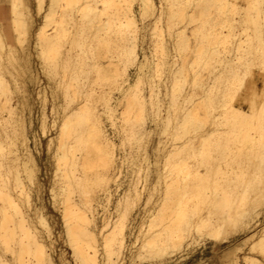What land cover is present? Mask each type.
Wrapping results in <instances>:
<instances>
[{
    "label": "bare ground",
    "instance_id": "1",
    "mask_svg": "<svg viewBox=\"0 0 264 264\" xmlns=\"http://www.w3.org/2000/svg\"><path fill=\"white\" fill-rule=\"evenodd\" d=\"M36 1L37 14H43V21L39 24L37 30H34L36 39L34 40V46L35 44L38 46L36 52L41 65L40 67L45 73L43 74L45 76L47 75V79H51V75L56 71L57 61L54 54L51 55L50 53L53 52V49L51 41L45 32V27L50 21H54V13L60 1L71 12L75 8L76 1L78 0H49L47 8H44L43 11H41L43 1ZM122 1L124 3L130 2L128 0ZM223 2L239 5L245 9H247L249 4H252L253 7L246 10L243 15H238L234 14L233 8L221 7L220 5ZM119 3V0H84L82 4H78L77 11L80 14L81 20L78 26V33L90 31L94 38H96L97 33L100 31L105 33L106 37L110 34L113 37L110 36L109 38L112 39L109 41L108 38V41L111 43L112 49L122 51L120 55L121 65L116 60L110 58L104 67L101 66L104 69L98 68V71L101 72L100 75L107 79L108 83L112 86H110L111 89L107 93L104 92L103 97L100 93L99 98L102 97L103 99L101 100L104 103L103 110L105 118H108L111 124H118V130L123 134V138L124 136L131 137L134 143L139 145L142 137L144 135H150L153 130V128H148L147 126L142 127L140 125L143 123L142 112L146 109V106H150L149 116L151 122L156 124V120L160 116V106L153 93L154 85L152 81H147L149 84V93L146 92L147 94H145L143 91L138 92L140 83L144 79H150L152 77L151 72L147 74L143 72L144 68H147V70L148 67L150 69H153V67L156 68L158 62H154V60L152 62L150 61L141 44L144 40V33L141 31L145 30L148 23L146 25L144 22L139 26L136 23L137 19L135 18V14L130 7L112 9L113 6ZM167 3L169 4V2ZM190 3L186 2V0H175L174 3L170 2L171 5H169L168 11L170 15L168 16L166 14V16H174L177 22H183L186 17L190 21L194 22L195 20V22H198L193 27L194 29L192 28L193 30L191 32L193 33V37L195 36L196 38L193 39L197 40L193 48L195 51L193 65L189 64V66L194 67L192 69H195L198 63L201 62L204 68L208 67L209 71V66L212 64L210 61L214 54L216 56L214 58H216L217 64L220 65V69H216L218 72L213 74V80L210 79L216 82L210 85L213 87L216 84V91L214 90L213 92L212 87L206 86L208 88L201 100L196 103V100L193 99V101L195 100V104L192 107L189 105L191 108H186L187 110L184 108L186 111L182 109L185 112L180 118L181 121L178 119L179 122L175 123L176 120L174 121L175 125L172 124L173 133L171 134V139L175 141L180 138L179 133H181V130L183 135L185 133L190 134L192 130L196 134L197 130L199 132V128H202L206 124L205 122H207L208 118L211 119L210 121L214 125V129L207 130L204 134H200L199 132L200 136H197L199 142L196 143V146L190 138L193 136L195 138L197 135L193 133L190 137L187 135L189 138H186V140L182 139V142L178 144H176L177 142H171L168 148H162L161 165L157 169H154L155 180L160 182L159 189L153 181L150 184H148L149 181L147 183L146 173V178L142 180L143 182H140L138 179L139 171L144 169V171H148L150 159L148 158L146 149H144L145 156L142 158L144 162L137 159L140 150H138L139 146L136 144L137 147L133 151L134 153L125 155L129 166L132 167L135 165V167L130 168L132 177L129 179L124 190L118 194L114 203L117 218H113L114 213L112 212V215L111 211L108 212V215H103V213V217L99 218L100 223L98 224L96 222L98 218L95 216V209H97L95 206L101 205L105 209L107 207H105L107 205L106 203L108 201L111 202L113 189L110 186V181L115 182L117 180V174L120 172V166L123 160L121 157L116 159L117 152L114 149V142L105 128L104 120L100 116V113L95 112L93 107H90L86 101L88 99V93H86V96L84 95V98H86L84 102L79 101L78 105L71 112L69 111L67 115L65 114L66 117L63 120L58 123L55 122V135L48 138L47 146L50 147L53 144L54 173L56 174L58 170L62 169L61 176L63 185L58 187L53 184L55 187H51L50 191H52V201L57 198L59 204H61L62 232L64 241L71 250V257L74 264H123L125 258L124 250L125 248H129V243H127V230L131 228L126 224L127 215L136 206L138 200L142 199L143 201L144 199L143 206H145L151 200L154 194L153 190L155 189H158V192L156 195L157 198H154L155 201L153 200L155 202L154 205L152 204L153 207L148 209V213L146 209L145 211L142 208L147 215L142 216V220L139 222V224H145L144 229L141 230V241H138L139 244H136L138 235H135L131 241V245L133 243L138 247L135 248L137 249L136 254L140 258L153 259L154 264L165 262L168 254L170 255L173 249L177 250L183 244L182 242L185 244L188 237L193 244V241H196V237H193L192 231L193 233L196 231L201 235L203 232L201 231L199 233V231L203 230L205 231L204 235L211 238L214 242L229 243L231 239L235 238L234 231L237 229V226L245 232L257 224L258 219L251 223L252 219L256 218L259 214L264 217V113L261 112V107L264 106V97L258 96L255 100V107H253L249 88L257 80L254 77V72L248 66V64L256 65L259 63L258 65H260L264 63V30H262V25H264V6H262V3H264V0H197L193 4L195 5L193 9L188 7ZM20 4L25 8L21 6L19 8ZM105 4L108 5L107 8H105ZM136 4L141 17H153L152 20H154L150 21V26L156 31L155 23L159 18L157 16L161 12L155 17L156 5L154 0H136ZM212 7L215 8L216 12H214V17H210L212 11H214ZM22 8L26 11H23ZM21 9L23 12L29 14V8L23 0H10V6L8 8L10 19L6 23L2 22L0 25V48L3 45L12 46V42L10 41L12 38V27L15 30L16 28L17 30L20 28L22 31H27L25 27L27 23H25L24 16L26 13H23ZM66 14L71 20V13ZM103 15L104 18H102ZM120 15L124 18L123 20ZM26 17H28L27 14ZM30 17L33 20L31 15ZM166 19H168L166 25L168 30V27H170V24H173L174 20H171V17ZM63 21V18L57 21L55 34L66 32L67 28L63 27ZM29 26L31 27V23ZM182 32H184V29H179L175 32L179 38L177 41H173V46L177 49V55L178 51L182 50L183 52V49L185 50V48L190 46L188 38L180 37ZM25 35L22 34L24 36L21 37L23 40H18L20 42L24 41ZM139 41H141L140 44ZM108 43H106V46L109 45ZM158 43L162 53L166 54L164 47L167 46L163 44L165 41L160 40ZM23 45H26V42ZM79 45L82 46L83 44ZM204 46L209 48L208 50L210 51L208 54H205L208 50H204ZM11 48H7V51L5 50L7 52V58L10 57V59L14 54L12 52L16 51H14V46L13 51ZM19 50L24 52L23 49ZM15 53L17 55V52ZM20 59L23 61V58ZM175 61L171 63L166 62L165 64L168 63L169 67L174 66ZM20 64L21 66L23 65L22 62ZM130 64L135 69L132 76L128 72ZM240 64H244L242 68L245 70L243 72L240 71V69L242 70ZM180 65L181 67L179 65L176 67H179L178 70L176 68V70L174 68L172 69L171 67L170 72H181V68L184 65L182 63ZM26 66H28L27 63L24 67L26 68ZM214 67H216L215 64ZM29 70L31 69H28L30 74ZM24 72L22 73L24 74ZM28 72L25 74L28 75ZM210 73L208 72V74ZM31 75H33V82L38 83L40 80L38 72ZM245 75L249 77V79L247 78L248 80L244 79ZM72 76H70V79ZM75 77L77 76L75 75ZM75 77L73 76L72 78H78ZM192 77L193 86L203 82H195L197 78L196 70L193 71ZM65 82L66 85H63L65 86L63 98L66 103V106L63 107L64 109L77 96V88L80 89L78 87L80 86L78 85L79 83L73 84L72 81H69V83L67 81ZM76 84L77 87H72ZM181 86L172 85L170 93L172 102L177 97L176 94H179L182 88ZM9 89L6 81H3L0 77V128L2 126L4 129L7 123L11 125L10 133L7 131V127H5L7 133L4 135L5 137H0V244H3L4 251L10 253L9 258L5 255H0V260H4L6 264H56L52 255L53 249L51 245L53 241L50 240L51 228L49 222L42 211V205L38 206L33 203L31 195L32 190H37L40 187V182L37 174L38 169L35 166V158L28 145L29 138L26 119L21 115L19 117L17 115V118L14 117L16 114L13 113L14 110L9 102L10 98L7 97V95L9 96ZM39 89L37 91L38 97L39 95L40 97L45 96L46 92L44 88H42V92H39ZM113 89L119 95L110 102L112 98L110 94ZM75 92L77 93L75 94ZM89 93L93 94V92ZM190 94L191 92H187L183 95V101L192 99ZM51 96H54V94ZM23 98L25 97L23 96ZM45 98H43L44 103L46 102ZM191 101L189 100L188 102ZM171 103L170 109H173V106L176 107V102L175 104ZM118 105H120V111L117 109ZM183 105L185 107V104ZM186 107H188L187 104ZM179 108L178 105L176 109L180 110ZM215 109L217 112L213 115L212 111H215ZM5 110L7 112L2 114ZM168 110L169 108H167L166 115L161 117L163 128L173 123L171 122L172 118ZM116 111H118V117ZM12 114H14L13 120ZM178 115L177 117H179ZM117 118L119 122L115 121ZM44 121L46 119L42 117V120H40L42 133L45 132ZM52 122H54V119ZM137 126H140V128H136ZM198 126L199 128H197ZM178 129L180 131H177ZM211 144L221 146L220 161H217V163H213L210 160L211 157L208 155V147ZM156 148L158 152L161 151V148ZM188 158H192L193 160L198 159L200 164L188 165V163L184 162ZM154 162L151 163L154 164ZM156 163L158 164V162ZM199 167L202 168L199 169ZM92 171L96 178L103 183H101L102 193L91 194L86 191L89 173ZM213 172H215L214 176H212ZM9 173H12L15 180L14 187H11L13 185L7 187ZM16 187H19V190L15 189ZM78 188H81V190ZM206 189H209V192L212 194L209 193L211 195H208ZM75 192L76 194H74ZM142 194L143 197H141ZM210 196L212 197L210 198ZM201 202L204 203V208H198V203L203 207ZM110 214L112 217L108 218ZM139 227H142V225ZM199 237L202 238L203 236ZM243 241L251 242L252 250H248L253 251L259 249L262 252L261 256H264V224L244 235ZM6 244L8 245V249L5 247ZM253 247L256 248L254 249ZM238 248L241 249L240 247ZM178 250L180 249L178 248ZM132 251L130 252L133 253ZM139 256H137L138 260ZM244 257L247 258V256ZM250 258L252 257L247 258V260H251ZM231 259L237 262L236 258L231 257ZM255 259L252 258L254 261Z\"/></svg>",
    "mask_w": 264,
    "mask_h": 264
},
{
    "label": "rangeland",
    "instance_id": "2",
    "mask_svg": "<svg viewBox=\"0 0 264 264\" xmlns=\"http://www.w3.org/2000/svg\"><path fill=\"white\" fill-rule=\"evenodd\" d=\"M42 1H43L42 2L43 8L41 11H43L44 8L45 9L47 8L49 0H42ZM119 1H120V3L117 4L116 6H113L112 9H116L118 7H120V9L130 7V9H132L134 14H135V18L137 19L136 23L139 26H141V24L144 22L146 25L148 23L145 30L141 31L144 33V40L141 44L144 48L145 54L148 56L150 61L152 62V60H154V62H158V66L156 68L153 67V69H150L148 67V70H147V68H144L143 72L146 74L148 72H151L150 74L152 77H150V79L149 78L144 79L142 81V83H140L138 92L143 91L145 94L149 93L148 92L149 84L147 83V81H152V84L154 85L153 86V89H154L153 93H154V96H156V98H157L158 105L160 106V109H159L160 110V116L157 118L156 124L151 122L150 116H149L150 115V113H149L150 106L149 105L146 106V109H145L146 111L144 110L142 112L143 123L140 125L142 127L147 126L148 128L149 127L153 128V130L151 131L150 135H148V136L144 135L142 137V139L139 142V145L137 143H134V140L131 137L124 136V138H123V134L121 133V131L118 130V127H117L118 124H116V123L111 124V121L108 118H105V114H104V110H103L104 109L103 108L104 103L102 101L103 100L102 97L104 95V92L107 93V91H109L112 86L108 83L107 79L103 78L100 75L101 72L98 71V68L104 69L103 67L107 64V61L110 58L112 60L113 59L116 60L117 63L119 65H121L122 61H121L120 55H121L122 51L118 50V49L116 51L114 48L112 49V47H111L112 45L109 42L110 39H112V38H109L110 36H112L110 34L108 35V37H106L105 33L100 31L97 33L98 36L96 35V38H94V36L92 35V33H90V31H88V32L84 31V32H81L80 34L78 33V26L81 23V20H80V14L77 11V5L82 4L84 2V0L76 1L75 8L72 9L71 12L68 11L69 8L66 6H63L64 4L62 3V1H60L59 5L61 4V6L59 7V5H58L59 8L56 7V11L54 13L55 14L54 15V18H55L54 21H50L49 24L45 27V32L48 35L49 40L51 41V45H52V49H53V52H50V53H51V55L54 54V56L56 57V61H57L56 71L53 72V74L51 75V79H47V75L46 76L44 75L45 73H44L43 69H41V67H40L41 65L39 63V58H38L37 52H36V50L38 49V46L36 44L34 46V42H35L34 40H36L34 33L37 30V27L39 26V24H41V22L43 21V18H42L43 14H37V7H36L37 1L36 0H27V1L23 0L25 5H27L29 8V14L26 12H23V11H26L25 9H23V8H25L24 6H21V4L19 5V8H20V6L23 7L22 8L23 11H22V9H21V11L23 13H26L28 16V17H26V14L24 15L25 20L27 21L28 18L30 20V22H28L29 20L27 22L25 21V23H27L25 26L27 31L26 30L22 31V29L20 30V28H18V30L21 31V33H20V31L17 32L18 31L17 28L15 30L12 27L11 28L12 38L10 39V41L12 42V46H11L12 48L9 45H6V46L3 45L0 48L1 49L0 50V77L3 79V81H6L9 88L11 89V90L9 89V91H8L9 93L7 92L9 94V96L7 95V93H6V95H7V97L10 98L9 102H10V105L12 106V108L14 110L13 113L16 114L15 116H14V114H12V120L14 117L17 118V115H18V117L21 115L26 119L27 129H28V138H29L28 139L29 140L28 145H29V148H30L34 158H35V163H36L35 166L38 169L37 174H38V180L40 182V187L37 190L36 189L32 190L33 192L31 191V195L33 198V203L37 204L38 206L42 205V211H43L44 215L46 216L47 221L49 222V226L51 228L50 240L53 241L52 245H51V247L53 249L52 255H53V258L55 259L56 264H74V262H73V259L71 257V250H70L69 246L64 241V236H63V232H62V221H61V215H60L61 204H59V200L57 198H56V200L52 201L53 200L51 197L52 191H50L51 187H55V186L59 187V186L63 185L62 176H61L62 169L58 170L56 174L54 173L55 172V164H54V157H53V150H54L53 144H51L52 146L50 145V147L47 146L48 138L55 135V129H56L55 122L58 123L61 120H63V118L66 117V115L68 114V112L69 111L71 112V110H73V108H75L78 105L79 101L84 102V99H86V98H84V95L86 96V93H88V96H87L88 99H86V101L89 103L90 107H93V110L95 112H97L98 114L100 113V116L104 120L105 128H106L107 132L109 133V135L111 136V138L114 142V149H116L115 151L117 152L116 159L121 157L123 160V163L120 166V172H118V174H117V178H116L117 180L115 182L110 181V186L113 189L111 202L108 201L106 203L107 205H105V207L106 206L107 207L105 209H104V207H101V205L95 206L97 208V209H95L96 210L95 216L98 218V219H96V222L99 224L100 223L99 218L103 217V215H105V214L108 215L109 214L108 212H110V211H111L112 215L114 213L113 218H117L114 203L117 199L118 194L120 192H122V190H124L127 183L129 182V179L132 177L131 176L132 167L133 168L135 167V165L132 167L129 166V162H127V160L125 159V155L134 153L133 151L136 149L137 145L139 146L138 150H140V154H138L137 159L139 161L144 160V159H142L145 156L144 155V153H145L144 149L147 150V151L146 150L145 151L148 152L147 155L149 156L148 158L150 159V160L148 159L150 161V164L148 166V171H144L145 169L139 171L138 179L141 182L144 178H146L145 177V173H146L147 183L149 181L148 184H150L153 181V183L154 184L156 183L155 185L159 189L160 182L159 181L157 182L155 180V172H154L155 170L154 169H157L161 165L162 151H163L162 148L163 147H164V149L168 148V146H170L171 142H177L176 144H178V143L182 142V139L186 140V138L188 139L190 137V135L194 133V132H192L193 131L192 130L190 134L185 133L186 135L185 134L183 135L182 130L180 131V129H178L177 131L181 132V133H179L180 138L173 141L171 139V134L173 133L172 132L173 131L172 130V126H173L172 124H174V121H176V120L177 121L175 123L181 121L180 118L183 116V113L187 109L191 108L192 105L195 104V102L197 103L199 100H201L203 98L205 91L208 88V87L206 88V86H210V85H213V83H216L215 81L213 82L211 80H213V74L218 72L217 70L220 69V65L217 64L218 62L216 61V58H214V57H216L215 54L212 55L213 58L210 61V63H212V64L209 66V69H210L209 71H208V67L204 68V65L201 62H199L200 64L198 63V66L195 69H192V68H194L193 66H191V65L189 66V64L193 65V60L195 57V51L193 50V48L196 45V41H197V40L193 39V38H195V36L193 37V33H191V32L194 29L193 27L195 26V24L198 22H195V20H194V22L190 21L187 17L184 19L185 21L183 20V22H177L175 20L174 16H170L171 20H174V22L172 21L173 24H170V27H168V30H167L166 25H167L168 19H166V18H170V17H167L166 14H168L169 7H170L169 5H171L170 2L174 3L175 0H173V1H171V0H154L155 5H156V9H157V10L155 9V14H156L155 17L161 12V14H159V16H157V17H159L158 20L156 18V20H157L155 23V25H156L155 30L156 31H154V29L151 28L152 26H150L151 25L150 21L152 20L153 17H149V16L141 17L140 14L138 13L136 0H128L130 2H125V3L122 0H119ZM182 1H185V0H182ZM189 1L186 0V2H188V3H190L192 0L190 2ZM193 1L188 6V7H191L192 9L195 7V5H193V4H195V2L197 0L195 2H193ZM167 2H169V4ZM240 2H239V4H240ZM166 3H167V5H165ZM98 5L100 6L99 3H98ZM9 6H10V0H0V25L2 24V22L6 23L7 20L10 19V16L8 13ZM212 8H211V10L214 9V11H212L210 17L215 16V14H214L215 8H213V9ZM165 9H166V11H165ZM188 9H190V8H188ZM156 11H157V13H156ZM66 13H71V17H72L71 20L69 19L68 15ZM30 15L33 17V20L30 17ZM169 15L170 14H168V16ZM120 17L122 20L124 19L122 17V15H120ZM62 18L64 20L62 25L64 28H67L66 32L65 33L60 32L59 34H55L56 33L55 27L57 25L56 23H57V21H59ZM102 18H104V15L102 16ZM159 19H161V20H159ZM236 19H237V15H236ZM30 23H31V27L29 26ZM161 27H162V29H160ZM180 27H182V28H180ZM179 29H184V32L181 33L180 37L188 38V43L190 45V46H188V48H185V50L183 49V52H182V50H180L181 55H180V51H178V55L176 54L177 49L173 46L174 45L173 41L174 40L177 41V39L179 38L177 36V34L175 33ZM235 29H237V28H235ZM24 31L27 32L26 35H25L26 32H24ZM151 32H153V33H151ZM18 33H19V35H18ZM28 33H30V34L28 35ZM22 34L25 35V40L20 42L21 40H23L21 37H24V36H22ZM30 35H31V37H30ZM18 36H20V37H18ZM26 36H27V38H26ZM108 38H109V41H108ZM160 40L165 41V43H163V44H164V46H167V47H164V50H165L164 52L166 54L162 53V50H161L160 46L158 45L159 44L158 41H160ZM19 42L22 44H20ZM25 42H26V45H23V44H25ZM140 42L141 41H139V44H140ZM103 43H105V44H103ZM106 43H108L109 45L106 46ZM18 44L22 45L25 49L22 46H19ZM27 44H28V46H27ZM79 44H83V45L80 46ZM13 46L15 49L13 48ZM26 46H27V48H26ZM204 47L206 48V49L204 48V50L209 49V48H207V46H204ZM7 48H11V50L14 49V51L16 50L15 52H17V55L20 57L18 58V56L15 55L16 53L12 52L14 54L12 55L11 59H10V57L7 58V52H6ZM19 49H23L24 52H22V50H19ZM169 50H171V51L169 52ZM209 51L210 50L205 52V54H208ZM21 56H23V57H21ZM20 58H23V61ZM26 58H27L28 62L26 61ZM174 58L177 60L175 61ZM172 61H175V65L174 66L172 65L169 67L168 63L169 62L171 63ZM21 62L23 63L22 66L20 64ZM104 62H105V64H104ZM166 62H168V63L165 64ZM26 63L28 65V66H26V68L29 67L28 69L32 70V71L29 70L30 74L28 72V69L26 70V68L24 67ZM180 63H182L184 65V67L181 68L182 71L180 70L181 72H175V73L170 72L171 67H172V69L173 68L175 69L178 65H179V67H181ZM92 64H94L93 67H92ZM214 64L216 65V67H214ZM254 64H256V63H254ZM258 64H256V65L258 66ZM96 65H98V66L95 67ZM169 65H171V64H169ZM245 65H246V63H245ZM101 66H103V67H101ZM243 66H244V64H240L241 68ZM248 66H249V69L252 72H254L255 79L257 81H259L261 79L260 69L258 67L257 68L256 67L250 68V64H248ZM179 67L176 69L178 70ZM24 68H25V70H23ZM90 68H91V70H90ZM92 69H95V70H92ZM191 69L193 71L196 70L197 78H196L195 82H197V81H203V82H201L200 84H195L194 86L192 85L193 71ZM213 69L214 70L217 69V70L214 72ZM76 70H78V71H76ZM134 70L135 69L133 68V65L131 66V64H130V66L128 67V72L131 74V76L133 75L132 73L134 72ZM244 70H243V68H242V70L240 69L241 72H243ZM74 71H76V72H74ZM22 72H24V74ZM26 72H28V75L25 74ZM37 72H38V75L40 78L38 83L33 82L34 81L33 75H31V74H36ZM79 72L81 73V75ZM208 72L209 73L211 72V73L208 74ZM74 74L78 78L75 77ZM72 75L77 79H73ZM246 75L244 76L245 77L244 79L248 80L249 77H247L248 75L247 76ZM26 76H28L30 78L32 77V78L30 79ZM70 76H72L71 79H70ZM208 76H210V77H208ZM31 80H32V82H31ZM75 80H76V82H74ZM204 80H205V82H204ZM60 81H62V82H60ZM65 81H67L68 83H69V81H72L73 84L79 83L78 85H80V86H78V87H80V89L77 88V90H76V91H78V93L75 92V94L77 93V96H75V94H74V96H75L74 100H72V102L69 103L70 105L67 106L68 108L65 107L66 109L63 108L64 106H66L65 100L63 98V96H64L63 91L65 90L64 89L65 86H63V85H66ZM56 84H57V86H56ZM173 84L178 85V86L182 85L181 86L182 88L179 91V94L177 93L176 94L177 97L174 98V100H173L174 102H172L171 101L172 99L170 98V93H171V89H172ZM214 85L216 86V84H214ZM75 86L77 87V84L73 85L72 87H75ZM215 86H213V87L210 86V88L212 87L211 89L213 92H214V90L216 91ZM39 87H40V89H39ZM56 87H58V88H56ZM42 88H44V90L46 92V95L42 96L43 98L46 97L45 103L43 102L44 99L42 97H40V95L38 97V94H37L38 89L40 90L39 92H42L41 91ZM86 89H89V90H86ZM90 89H92V90L90 91ZM70 91H72V90H70ZM86 91H88V92H86ZM89 92H93V94L89 93ZM187 92H189V93L191 92L190 96L192 97V99H189V100L193 101V99H195L196 100V101L194 100L195 102L194 101L188 102L189 100L183 101V95H185ZM52 93L54 94V96H51V95H53ZM94 93H96V94H94ZM99 94L102 96L101 98H99L100 97ZM118 95L119 94L117 93V91L113 89L111 91V94H110V96L112 97L110 102H112L114 100V98L117 97ZM23 96L25 98H23ZM1 97H2V95H1ZM214 100H216V99H214ZM25 101H26V103H25ZM171 102L174 104L176 102V104L177 103L178 104L177 105L175 104L176 107L173 106L172 107L173 109H170L171 108V105H170ZM180 102H181V104H180ZM183 104H185V107ZM186 104L188 107H186ZM178 105L180 107L179 108L180 110L176 109V108H178ZM147 107H149V108H147ZM29 108H31V109H29ZM167 108H169L168 113L170 114V116L172 118L171 122H173V123H170L167 127L163 128V124L161 122L162 121L161 117L166 115ZM184 108L185 109L187 108V109L185 110ZM43 109H44V111L42 112ZM117 109H119V111L121 110L120 105L117 106ZM182 109H184L185 111ZM176 110H177V112H176ZM170 111H171V113H170ZM5 112H7V111L5 110L4 112H2V114H5ZM216 112H217V110L215 109V111L214 110L212 111V114L215 115ZM117 114H118V111H116V115ZM177 115L179 117H177ZM42 117L43 118L45 117V119H46V121H44L45 122V132L44 133H42L41 125H40V120H42ZM117 117H118V115H117ZM175 117H177V118L175 119ZM53 119H54V122H52ZM178 119H179V121H178ZM29 120H30L31 124L29 123ZM210 120L211 119L208 118L207 122H205L206 124H204V126H203L204 128L203 127L199 128V126L197 127L200 130L199 131L200 134H204L205 131H207V130L214 129V127H213L214 125L211 124ZM115 121L119 122V119L117 118V119H115ZM8 124L9 123H7L4 126V129L1 126L2 129L0 128V132H2V133H1L0 137H5L4 135L7 133V131L10 133L11 125L10 124L8 125ZM9 126H10V128H8ZM5 127H7V131L5 130ZM136 128H140V126H137ZM4 131H5V133H3ZM199 132L197 130V133H196L197 135L194 133V135H196L195 138H193L194 136L190 137L191 140H193L192 141L193 144L195 143V146L197 145L196 143L199 142V140H198L199 139L198 137L200 136ZM3 143H4V141H3ZM155 146L161 148V151L158 152V150ZM140 147H142V148H140ZM208 148H209V150H208L209 154L208 153L207 154L211 157L210 160L213 161V163H217V161L219 162L220 161L219 158H220L221 146H218V145L216 146V145L211 144ZM153 160L158 162V164L156 162H154ZM142 162H144V161H142ZM151 162H154V164ZM184 162L188 163V165L200 164L198 159L193 160L192 158H188ZM201 168L202 167H199V169H201ZM211 175H212V173H211ZM214 175H215V172H213L212 176H214ZM55 180H56V182H55ZM7 181H8L7 187L15 184V180L12 176V173L8 174V180ZM116 182H117V186H116ZM101 183H102V181L98 180L96 178V176L94 175V172L92 171L91 173H89V181L87 184L86 191L88 193H91V194L102 193ZM14 186L15 185H13L11 187H14ZM7 187H5V188H7ZM15 189L19 190V187H16ZM78 189L81 190V188H78ZM158 189L153 190L154 194H153L151 200L148 203H146L145 206H143L144 205V203H143L144 199H143V201H142V199H140L136 203V206L133 207L132 211L130 210V213L127 215L126 224L128 227H131V228L130 229L127 228L128 229L127 230V243H129V248L128 249L125 248V250H124L125 258H124L123 264H132V263H135V264H154L153 263L154 260L151 258H149V259L140 258V256L136 254L137 249H135L138 247H136L133 243H132V245H134L135 247L132 246L131 241L134 239L135 235H138L137 236L138 240H137L136 244L138 243V241H141L140 240V238L142 237V236L140 237L141 232H142L141 230L144 229L143 227H145V224L144 223L139 224V222H141L140 220H142L141 219L142 216L147 215L148 209H151L153 207V205L155 203L154 201L157 198L156 195H157ZM206 191H207L208 195L212 194L211 192H209L210 191L209 189L208 190L206 189ZM144 192H146V191H144ZM209 193H211V194H209ZM74 194H76V192ZM143 194H145V193H143ZM143 194L141 197H143ZM212 196H210V198ZM201 203H202L201 205H203V207L200 206V203H198V205L200 206V207L198 206V208H204L205 207L204 203L203 202H201ZM142 208L144 210L146 209L147 211L146 210L145 211L147 213ZM107 209H108V211H106ZM139 209H140V212H139ZM103 211H105L106 213ZM100 214L101 215L103 214V215L101 216ZM111 214L108 216V218L112 217ZM98 216H100V217H98ZM256 219H258L257 224L252 226L250 229H248L245 232H243V230L237 226V229H236L237 231L236 230L234 231V234H235L234 237L235 238L231 239V241L229 243L228 242H223V243L214 242L211 238L204 235L205 231H203V230L199 231V233L201 231L203 232V234L201 233V235L198 234L196 231H194V233L192 231V235H193V237H196V241H193V244H192L191 241L188 239L189 238L188 237L187 242L185 241L186 243H188L187 246H185L186 243L184 244V242H182L183 244H181L178 247L180 250H178L177 247H176L177 250L173 249L172 253L170 255L168 254V258L165 260V262H163L161 264H222V262L228 257L236 258L238 264H246V262L249 261V259L247 260V258H249V257H252L253 259L256 258L259 262H263L264 256H261L262 252H260L259 249L258 250L255 249L256 247H253L255 250L251 251L252 250L251 249L252 248L251 242L246 241L247 242L246 243L245 241H243L244 235L252 232L254 229L259 228L261 225L264 224V217L261 214H259L256 218L252 219L251 223ZM141 225H142V227H139ZM198 235L201 237L203 236V237L200 238ZM207 238H209V239H207ZM197 239H198V241H197ZM188 241H190V242H188ZM242 244H244V245H242ZM240 245L243 247H241ZM238 247H240L241 249H239ZM235 249L237 250V252ZM248 249H251V250H248ZM130 251H132L133 253L135 252V254L131 253ZM233 253L235 256L233 255ZM131 254H132V256L133 255L134 256L132 257ZM0 255L1 256L5 255L7 258L10 257V253L3 250V244H0ZM137 256H139L140 261L138 260ZM244 256H247V258ZM134 257H136V258H134ZM261 257H263V258H261ZM132 258H133V260H132ZM252 258H250V259L252 260ZM142 259H144V260H142ZM244 259L246 260V262ZM256 259H255V261H257ZM149 260H150V262H149ZM259 262H258V264H259Z\"/></svg>",
    "mask_w": 264,
    "mask_h": 264
},
{
    "label": "snow or ice",
    "instance_id": "3",
    "mask_svg": "<svg viewBox=\"0 0 264 264\" xmlns=\"http://www.w3.org/2000/svg\"><path fill=\"white\" fill-rule=\"evenodd\" d=\"M221 7L223 8H233L234 9V14H238V15H243V13L248 10L251 9L253 7L252 4H249L247 6V9L245 8H241L239 5H232V4H228L226 2H223L221 5ZM262 6H264V3H262ZM13 7H15V5H13ZM108 5L105 4V8H107ZM262 30H264V25H262ZM251 67H259L260 71H261V79L259 81H256L252 84V86L249 88V92L250 95L252 97V104L253 107H255V100L258 96H262L264 97V63L256 66V65H250ZM244 86V85H242ZM261 112L264 113V106L261 107ZM6 249H8V245H5ZM14 255V253H13ZM0 264H6V262L4 260H0ZM222 264H237L236 261H234L233 259H231V257L226 258ZM246 264H258L257 261L254 260H249L246 262ZM259 264H264V262H259Z\"/></svg>",
    "mask_w": 264,
    "mask_h": 264
}]
</instances>
